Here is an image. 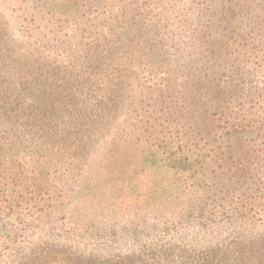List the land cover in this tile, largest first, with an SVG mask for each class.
Returning <instances> with one entry per match:
<instances>
[{
	"label": "trees",
	"instance_id": "1",
	"mask_svg": "<svg viewBox=\"0 0 264 264\" xmlns=\"http://www.w3.org/2000/svg\"><path fill=\"white\" fill-rule=\"evenodd\" d=\"M223 64L232 79L220 85ZM118 105L164 133L132 136L155 151L120 162L125 133L97 138ZM135 153L173 178L148 198L161 222L132 181L135 240L222 238L229 212L249 209L232 197L264 199V0H0V264H108L69 256L71 242L122 249L96 211L66 229L67 202L136 165ZM259 234L220 264H264ZM136 253L110 264H143Z\"/></svg>",
	"mask_w": 264,
	"mask_h": 264
},
{
	"label": "rangeland",
	"instance_id": "2",
	"mask_svg": "<svg viewBox=\"0 0 264 264\" xmlns=\"http://www.w3.org/2000/svg\"><path fill=\"white\" fill-rule=\"evenodd\" d=\"M44 55L50 60L54 59L52 50H47ZM57 60L59 61V59ZM223 69L217 76V81H219L220 85H225L232 79L230 66L223 64ZM145 77L148 78V76ZM104 79L110 80L111 76L104 77ZM236 82L239 81L236 80ZM155 83L159 82L150 81L148 85ZM116 111V118L111 127L97 135V138L103 140L107 137L125 133V135L117 139L112 149L113 155H116L117 160L120 162L124 161V157L130 149L132 152L142 150L143 147L142 152L155 151L156 148H150L142 138L140 144L136 146L132 141L133 135L143 137L146 141L150 137H162L164 135V133H158V129L154 128L155 125L151 123L150 118L143 111L140 112L137 118H129L131 111L126 106L121 107L118 105V110ZM141 160V153L140 155L135 153L134 159L131 161H136V165L121 164L117 167L116 179L103 180L98 183L96 189H94L93 183H89L92 187L88 189L89 185L87 184V187L84 185L81 191L82 195L80 193L72 196L67 202V213H72L74 217L70 220L71 224H66V229H75L80 225L81 217L88 221L95 220L90 213L96 211L98 215L109 218L107 230L114 237L111 239V242L114 240L111 244H121L119 248L122 250L109 253L110 250L106 246H101L95 252H92L90 249L84 250L78 247L75 242H71L67 244L70 257L78 260L84 259L85 262L89 263H94L97 260L101 262L109 261L108 264H110L131 258V253L136 251V256L143 264L152 262L153 259L160 264H220L223 258L236 260L243 257L244 246L248 245L250 240L256 241V238L260 235L259 233L263 231L264 222L260 223L259 216L256 217V215L264 216V199L246 202L242 197L234 196L231 200L232 207L244 205L249 209L240 208L238 210L239 213L229 212L228 218L223 219V222L228 225L223 230L225 234L222 238H206L199 241H191L188 238L184 241L170 238L161 243H157L155 240H147V237L135 240L131 236V221L137 219L132 216V213L135 212L134 207H131L132 181L139 179V183L142 186L141 199L144 203L141 205L140 210L144 211L147 214L146 217L150 220L161 222V219L156 214L165 212V210L154 206L148 201V198L156 196V190H159V193L162 192L158 186L160 180L164 177L168 178V180L173 179L171 173L160 169L158 165L145 164ZM134 168H136L135 173L133 172ZM133 174L136 176L132 178ZM153 186L154 188H152ZM85 188L87 190H84ZM79 211L82 213L79 214ZM170 213L177 215V211H171ZM218 218L222 219V217ZM221 253H224L223 257L220 256Z\"/></svg>",
	"mask_w": 264,
	"mask_h": 264
}]
</instances>
